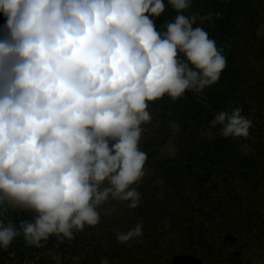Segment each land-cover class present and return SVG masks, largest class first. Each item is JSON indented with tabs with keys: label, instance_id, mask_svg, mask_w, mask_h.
<instances>
[{
	"label": "clouds",
	"instance_id": "1",
	"mask_svg": "<svg viewBox=\"0 0 264 264\" xmlns=\"http://www.w3.org/2000/svg\"><path fill=\"white\" fill-rule=\"evenodd\" d=\"M167 6L176 16L157 30L164 0H0V250L19 237L36 248L71 242L101 222L102 206L139 207L151 103L216 85L231 47L203 27L221 13L192 11L193 0ZM242 112L229 104L210 127L247 138ZM143 227L117 231V242Z\"/></svg>",
	"mask_w": 264,
	"mask_h": 264
},
{
	"label": "trees",
	"instance_id": "2",
	"mask_svg": "<svg viewBox=\"0 0 264 264\" xmlns=\"http://www.w3.org/2000/svg\"><path fill=\"white\" fill-rule=\"evenodd\" d=\"M164 2L165 12L152 18L157 30L176 16ZM192 11L221 13L215 27H203L218 46L231 45L227 67L199 95L151 103L153 122L140 144L148 172L139 207L121 205L108 215L114 202L102 206L101 222L71 242L52 237L36 248L19 237L0 250V264H56L50 251L61 264H264V0H193ZM4 24L0 13V29ZM229 104L253 121L247 138H222L220 126L210 127ZM170 142L173 154H162ZM12 218L18 224L32 217ZM141 221V237L117 242V231Z\"/></svg>",
	"mask_w": 264,
	"mask_h": 264
},
{
	"label": "rangeland",
	"instance_id": "3",
	"mask_svg": "<svg viewBox=\"0 0 264 264\" xmlns=\"http://www.w3.org/2000/svg\"><path fill=\"white\" fill-rule=\"evenodd\" d=\"M173 152H174V143L170 142L164 147V149L161 153L164 155H172ZM120 206H121V204L119 202H114L113 204L110 205V209L106 213L108 215L112 214L115 211L117 213V212H119Z\"/></svg>",
	"mask_w": 264,
	"mask_h": 264
}]
</instances>
